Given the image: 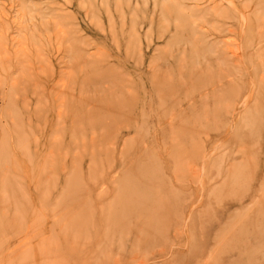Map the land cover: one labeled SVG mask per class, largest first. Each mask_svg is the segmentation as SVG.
Returning a JSON list of instances; mask_svg holds the SVG:
<instances>
[{
  "label": "rangeland",
  "instance_id": "rangeland-1",
  "mask_svg": "<svg viewBox=\"0 0 264 264\" xmlns=\"http://www.w3.org/2000/svg\"><path fill=\"white\" fill-rule=\"evenodd\" d=\"M0 264H264V0H0Z\"/></svg>",
  "mask_w": 264,
  "mask_h": 264
}]
</instances>
